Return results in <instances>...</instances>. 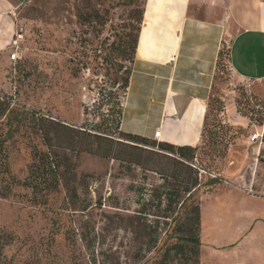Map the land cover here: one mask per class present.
I'll list each match as a JSON object with an SVG mask.
<instances>
[{
	"label": "rangeland",
	"instance_id": "1",
	"mask_svg": "<svg viewBox=\"0 0 264 264\" xmlns=\"http://www.w3.org/2000/svg\"><path fill=\"white\" fill-rule=\"evenodd\" d=\"M144 3L25 0L17 10L18 59L0 53V264H201V243L175 237L200 242L201 225H244L239 210L264 217V202L232 187L264 166V145L250 140L264 129V81L234 78L228 38L192 162L118 138L114 98L123 100ZM100 122L113 142L86 134Z\"/></svg>",
	"mask_w": 264,
	"mask_h": 264
},
{
	"label": "crops",
	"instance_id": "2",
	"mask_svg": "<svg viewBox=\"0 0 264 264\" xmlns=\"http://www.w3.org/2000/svg\"><path fill=\"white\" fill-rule=\"evenodd\" d=\"M24 2L0 0V53L10 48L17 32L15 14ZM227 38L234 78L263 82L264 0H145L119 131L196 149ZM216 186L200 196L193 189V199L202 200ZM235 186L246 200L264 202V166L245 186ZM236 215L245 224L224 230L203 229L201 214V264H264V217L251 210Z\"/></svg>",
	"mask_w": 264,
	"mask_h": 264
},
{
	"label": "trees",
	"instance_id": "3",
	"mask_svg": "<svg viewBox=\"0 0 264 264\" xmlns=\"http://www.w3.org/2000/svg\"><path fill=\"white\" fill-rule=\"evenodd\" d=\"M138 33H139V31H138ZM137 37H138V34H137ZM137 37L135 38V40L133 42V46L131 48L133 52H135V48L137 45ZM222 55H223V52H220L219 53L220 59H221ZM8 59H9V56H8ZM10 63H12V62L10 61ZM218 64H219V62H218ZM217 67H218V65H217ZM128 79H129V76L124 80V82L120 86H118V88L122 87V90H123L122 99L123 100L120 101L118 99L116 100L117 97L114 98V100L116 101V113L115 112H113V113H115V115H116L115 130L118 131V138H121L125 141H129L131 143H134L136 146H132V147H136L137 149H140V150H146L145 148H147V147L156 146L159 150L174 155L175 156L174 159L178 162V164L187 166V164L192 162V160L194 159V154H195L194 148H178V147H174V146H171L168 144L159 143L156 141H149L147 139H144V138H141L138 136H133L130 134H124V133L119 131L120 120H121V116H122V112H123V101H124L125 93H126L127 86H128ZM89 130L93 131L94 134L86 133L88 136L94 137L96 139H101V140L113 142V140L110 138L113 136V133L111 132V129L106 125L105 122H103V123L100 122L99 124L91 125ZM3 143H4V141H0V165H2V166L5 165V167H6V156L4 154V151L2 150L3 149ZM118 143H120V142H118ZM138 145H140L141 147H138ZM146 151H149V150H146ZM218 183H219V180L214 179V180H208L206 182V185L208 187H213L214 185H216ZM196 185L197 184L195 182L193 184V188L191 189V191L187 192L188 196L186 197V199L193 197L192 190L193 189L197 190V188L200 187V185H198L197 187H196ZM184 201L180 204V206H182ZM193 211H194V215H195L194 221L196 224H199V208L195 207ZM175 239H176L177 244L180 245V247L190 246L192 248H196V247L200 246V242H199V239L197 236H195V237H178L177 236V237H175Z\"/></svg>",
	"mask_w": 264,
	"mask_h": 264
},
{
	"label": "built area",
	"instance_id": "4",
	"mask_svg": "<svg viewBox=\"0 0 264 264\" xmlns=\"http://www.w3.org/2000/svg\"><path fill=\"white\" fill-rule=\"evenodd\" d=\"M22 39V34L20 31L17 30V32L14 34L13 39L10 42V49L13 50L9 55V60L13 63L18 59V48H19V42ZM160 137V132L157 131L154 134V138L158 140ZM252 142L255 140H259V145H264V129H262L260 132L255 133L251 139ZM251 193V192H250Z\"/></svg>",
	"mask_w": 264,
	"mask_h": 264
}]
</instances>
